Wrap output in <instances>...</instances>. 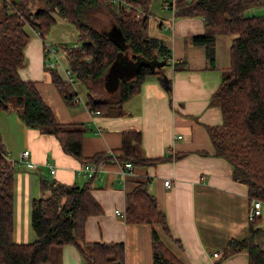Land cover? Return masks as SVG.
I'll list each match as a JSON object with an SVG mask.
<instances>
[{"label":"trees","instance_id":"16d2710c","mask_svg":"<svg viewBox=\"0 0 264 264\" xmlns=\"http://www.w3.org/2000/svg\"><path fill=\"white\" fill-rule=\"evenodd\" d=\"M152 2L0 0L3 12L0 16V111L15 112L28 127L53 136L63 151L82 166L101 161L105 164L118 161L122 165L131 162L133 170L137 165H157L187 156L186 152H169L158 158L146 157L140 130L123 131L118 148L88 156L83 151V141L89 131L86 123L60 122L44 99L39 83L25 80L20 74L26 65L25 47L29 42L25 26L31 25L46 41L59 17L75 26L79 42L67 50L68 67L46 65L52 84L69 103L76 104L83 99L79 98L85 89L83 101L88 109L101 115L123 116L124 104L141 92L150 77H158L168 87L172 85L165 74V68L171 64V51L162 40L149 34ZM168 6L176 17H203V34L191 37L190 42L205 47L210 67H214L216 37L237 35L231 41L229 71L223 75L210 101L220 107L222 114L221 125L205 126L213 152L199 153L222 157L228 162L233 179L248 187L250 211L252 202L264 203V14L254 12L264 7V0H174ZM44 54L47 56L45 43ZM181 63L175 64V70L183 67ZM112 71L116 79L109 92L107 85L112 80ZM8 157L0 133V264H48L55 250L67 245L77 248L85 264H125L123 243L86 239L88 220L103 213L93 195L95 176L82 186L41 177L42 191L48 194L31 202V225L36 240L16 242L15 168ZM126 202L127 223L152 227V264H185L156 229L160 226L171 240L181 244L173 237L167 215L158 206L148 183L136 181L127 193ZM261 220L262 215L248 218L247 236L229 240L222 260L246 250L248 264H264Z\"/></svg>","mask_w":264,"mask_h":264},{"label":"crops","instance_id":"0c3cea01","mask_svg":"<svg viewBox=\"0 0 264 264\" xmlns=\"http://www.w3.org/2000/svg\"><path fill=\"white\" fill-rule=\"evenodd\" d=\"M172 1L153 0L149 21V34L162 40L171 51V64L165 74L172 85L168 87L158 77H150L141 92L124 104L123 116L101 115L80 105L82 99H74V104L60 98L45 70L44 57H48L44 43L58 45L59 62L68 67L66 53L78 44L79 33L74 25L59 17L46 41L31 25L25 26L29 42L25 47L26 65L20 74L25 80L39 83L44 99L60 122L86 123L89 131L83 151L88 156L118 148L121 133L127 130L142 132L143 152L148 158L169 152L187 153L180 160L134 166L128 174L123 173L120 163L105 164L93 181V195L103 213L88 220L87 241L123 243L125 264H152L151 225L129 224L123 215L116 214L119 210L126 215L127 193L136 181L143 180L167 215L173 237L181 244L171 240L160 226L156 229L185 264H248L246 250L222 260L229 240L243 239L248 234V187L233 179L224 158L199 153L213 152L205 126L221 125L222 114L220 107L210 101L229 71L231 41L237 35L216 37L215 62L210 67L205 47L190 42L191 37L203 34V17H176L168 6ZM167 25H172V29ZM179 62L183 67L175 70ZM0 133L9 158L15 161L14 239L18 243L33 242L36 234L31 225V202L48 194L42 191L41 177L81 186L90 178L80 171L82 164L66 154L53 136L28 127L15 112L0 111ZM26 149L41 166L39 170L28 169L19 161ZM50 166L56 168L55 175ZM79 178L86 181L79 183ZM167 179L169 186L165 185ZM216 252L219 257L214 256ZM54 254L60 264H84L74 245L62 247Z\"/></svg>","mask_w":264,"mask_h":264},{"label":"built area","instance_id":"2783aa9c","mask_svg":"<svg viewBox=\"0 0 264 264\" xmlns=\"http://www.w3.org/2000/svg\"><path fill=\"white\" fill-rule=\"evenodd\" d=\"M167 28L169 30H171L172 25H167ZM35 31H36L37 35L40 36V32L36 29H35ZM46 45H47V57H48L47 66L50 68L59 67V65L61 66V64L59 62V56H58L57 48L53 44H46ZM52 58H55L56 61H53ZM67 75L68 76L70 75V71L67 72ZM69 78H70V80H73L72 77H69ZM8 160L14 166L15 161L9 157H8ZM19 161L23 162L28 169L33 170V169H36L38 166V164L35 163L31 159V153H30V150H28V149L24 150L20 154ZM104 165H105V163H103L102 161L99 163H96V164L95 163L94 164H87V165L82 166L80 171L82 173H84V175L89 177V178L94 177V176L97 177L98 173L103 170ZM122 167H123V173L128 174L131 172V170L133 168V164L131 162H126L125 164L122 165ZM50 172L52 175H55L57 170H56V168L50 166ZM165 185L166 186L170 185L169 179L165 180ZM116 213H117V215L119 214V215H123L124 217H126L125 213H122L119 210H117ZM260 215H262V202L261 201L252 202L248 218L253 219L254 217L260 216ZM214 256L217 257L218 253H215Z\"/></svg>","mask_w":264,"mask_h":264},{"label":"rangeland","instance_id":"374dc122","mask_svg":"<svg viewBox=\"0 0 264 264\" xmlns=\"http://www.w3.org/2000/svg\"><path fill=\"white\" fill-rule=\"evenodd\" d=\"M254 12H256L257 14H264V7H260V8H256V9H254ZM3 15V12H2V10H1V8H0V16H2ZM58 55H60V52L58 53ZM61 55L62 56H64V53H61ZM129 58L131 59V55H129ZM52 60L53 61H56V59L55 58H52ZM63 62H64V60H63ZM44 64L45 65H47L48 64V60H47V58L46 57H44ZM120 66L122 67L123 66V61H121V64H120ZM67 67V66H66ZM57 69H60V68H57ZM116 69V68H115ZM110 76H111V78H112V80H110V83H108V90H109V92H111L112 91V85H113V83H114V79H116L115 78V75L113 74V71L110 73ZM85 89L83 90V91H81V97H80V99L81 98H83V99H85ZM60 98L63 100V101H65V102H67L63 97H62V95L60 94ZM83 99L79 102V104L80 105H84V101H83ZM56 108H58V107H56ZM72 107H70L69 109H71ZM85 123V122H84ZM86 181V179L84 180V178H79L78 179V182L79 183H83V182H85ZM262 228H264V203H262V220H261V225H260ZM55 251H58V250H55ZM80 256H81V254H80ZM81 259H82V261L84 262H86V260L85 259H83V257L81 256ZM48 264H60V261H59V259H58V256H56L55 254H53V258H52V260L48 263ZM85 264V263H84Z\"/></svg>","mask_w":264,"mask_h":264},{"label":"water","instance_id":"95a60500","mask_svg":"<svg viewBox=\"0 0 264 264\" xmlns=\"http://www.w3.org/2000/svg\"><path fill=\"white\" fill-rule=\"evenodd\" d=\"M83 44L85 45V44H86V42H83Z\"/></svg>","mask_w":264,"mask_h":264}]
</instances>
